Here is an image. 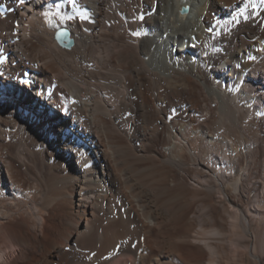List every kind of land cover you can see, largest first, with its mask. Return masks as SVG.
Returning <instances> with one entry per match:
<instances>
[{"label":"bare ground","instance_id":"obj_1","mask_svg":"<svg viewBox=\"0 0 264 264\" xmlns=\"http://www.w3.org/2000/svg\"><path fill=\"white\" fill-rule=\"evenodd\" d=\"M0 10V264H264V0Z\"/></svg>","mask_w":264,"mask_h":264},{"label":"water","instance_id":"obj_2","mask_svg":"<svg viewBox=\"0 0 264 264\" xmlns=\"http://www.w3.org/2000/svg\"><path fill=\"white\" fill-rule=\"evenodd\" d=\"M189 11V6L188 5H182L179 9V12L181 15H186Z\"/></svg>","mask_w":264,"mask_h":264},{"label":"snow or ice","instance_id":"obj_3","mask_svg":"<svg viewBox=\"0 0 264 264\" xmlns=\"http://www.w3.org/2000/svg\"><path fill=\"white\" fill-rule=\"evenodd\" d=\"M21 2H23V0H21Z\"/></svg>","mask_w":264,"mask_h":264}]
</instances>
